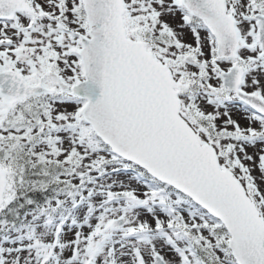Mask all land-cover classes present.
<instances>
[{"label":"snow or ice","instance_id":"6c2138e0","mask_svg":"<svg viewBox=\"0 0 264 264\" xmlns=\"http://www.w3.org/2000/svg\"><path fill=\"white\" fill-rule=\"evenodd\" d=\"M0 264H264V0H0Z\"/></svg>","mask_w":264,"mask_h":264}]
</instances>
